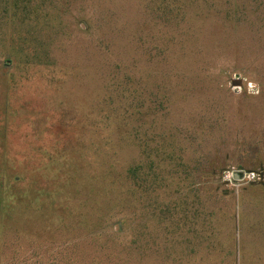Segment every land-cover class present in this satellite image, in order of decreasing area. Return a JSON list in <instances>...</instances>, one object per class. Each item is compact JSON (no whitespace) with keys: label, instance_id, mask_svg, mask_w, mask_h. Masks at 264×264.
<instances>
[{"label":"rangeland","instance_id":"1","mask_svg":"<svg viewBox=\"0 0 264 264\" xmlns=\"http://www.w3.org/2000/svg\"><path fill=\"white\" fill-rule=\"evenodd\" d=\"M1 203L0 264H264V0H0Z\"/></svg>","mask_w":264,"mask_h":264},{"label":"trees","instance_id":"2","mask_svg":"<svg viewBox=\"0 0 264 264\" xmlns=\"http://www.w3.org/2000/svg\"><path fill=\"white\" fill-rule=\"evenodd\" d=\"M113 104H114V101L112 102ZM113 112H114V114H119L120 115V111H119V113L116 111V108H113ZM116 118V117H115ZM119 120V119H118ZM98 126H100V124L98 125ZM105 145H107V144H105ZM130 174L132 175V177H133V180L134 181H132L131 180V182L132 183H141L143 180H144V182H146L147 183V185L145 186V188H144V190H143V188L141 187V185H138V187L136 188V190H131L130 191V193H131V196L132 197H136V196H139L138 194H137V192H140V188L142 189V192H145V193H147V194H149V196H148V199H150L152 202H157L156 201V199H157V197L158 196H160L159 195V193L157 192V187H156V185L153 183V182H151V181H148V179H145V178H143V173L141 172V169H139V167H136V168H132V170L130 171ZM152 179H153V177H152ZM130 182V183H131ZM103 191H107V190H103ZM154 196V197H153ZM0 209H2V203L0 204ZM195 218H198L197 216H195ZM123 224H124V221H120L119 222V228H120V230H122L123 229ZM73 228L74 227H72L71 229L73 230ZM193 250H190L189 252H188V254H187V258L186 259H184V263H183V260L182 259H179V260H175V261H169L168 263H166V262H163L164 264H190L191 262H192V257H191V252H192ZM110 253H114L113 251H109ZM121 253V252H120ZM117 254H119V253H116V254H113V255H111V256H109V259H108V263H110V264H116V263H120V264H128V262H129V260H123V257H117V256H114V255H117ZM76 259H78V260H80V261H83L85 258L84 257H79V256H77V257H75ZM115 259H117V260H119V261H122V262H118L117 260H115ZM98 261H102V258H100L98 255L96 256V257H94L92 260H91V262H88V263H90V264H96ZM107 261V260H106ZM194 262V261H193ZM79 263H81L82 264V262H79ZM140 263V261H139V259L135 262V264H139ZM83 264H87V263H85V262H83ZM193 264V263H192ZM197 264H199L198 262H197Z\"/></svg>","mask_w":264,"mask_h":264},{"label":"water","instance_id":"3","mask_svg":"<svg viewBox=\"0 0 264 264\" xmlns=\"http://www.w3.org/2000/svg\"><path fill=\"white\" fill-rule=\"evenodd\" d=\"M232 86H240L241 85V81L240 80H234L231 82Z\"/></svg>","mask_w":264,"mask_h":264},{"label":"built area","instance_id":"4","mask_svg":"<svg viewBox=\"0 0 264 264\" xmlns=\"http://www.w3.org/2000/svg\"><path fill=\"white\" fill-rule=\"evenodd\" d=\"M249 176H251V178H254L255 174L254 173H250Z\"/></svg>","mask_w":264,"mask_h":264}]
</instances>
